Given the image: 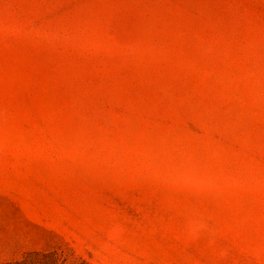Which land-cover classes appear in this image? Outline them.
Here are the masks:
<instances>
[{
	"label": "rangeland",
	"instance_id": "rangeland-1",
	"mask_svg": "<svg viewBox=\"0 0 264 264\" xmlns=\"http://www.w3.org/2000/svg\"><path fill=\"white\" fill-rule=\"evenodd\" d=\"M0 264H264V0H0Z\"/></svg>",
	"mask_w": 264,
	"mask_h": 264
}]
</instances>
